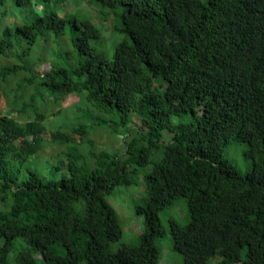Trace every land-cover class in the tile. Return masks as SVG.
<instances>
[{"label":"trees","instance_id":"16d2710c","mask_svg":"<svg viewBox=\"0 0 264 264\" xmlns=\"http://www.w3.org/2000/svg\"><path fill=\"white\" fill-rule=\"evenodd\" d=\"M33 1L0 0L28 12L24 22L0 13V54L12 58L0 67V90L18 84L11 94L23 93L17 118L0 107V200L9 203L0 211V264H161L159 212L178 199L188 222L173 219L170 231L185 264H264V0H86L104 20H121L126 37L112 58L93 44L103 28L69 9L82 0L62 10ZM69 28L76 54L67 67L48 44ZM38 43L50 58L44 73L30 60ZM44 92L75 95L109 114L94 124L122 127L124 148L87 155L70 143L69 174L60 180L26 166L41 149ZM29 113L33 120L22 122ZM69 130L84 137L89 127ZM233 139L249 146L254 166L246 174L223 158ZM149 164L137 206L145 217L140 242L111 251L122 229L106 194Z\"/></svg>","mask_w":264,"mask_h":264},{"label":"rangeland","instance_id":"374dc122","mask_svg":"<svg viewBox=\"0 0 264 264\" xmlns=\"http://www.w3.org/2000/svg\"><path fill=\"white\" fill-rule=\"evenodd\" d=\"M41 2V0H34V3ZM69 1L67 0H52L51 5L62 10ZM69 9L81 16L90 17L96 22L98 26L103 28V37L99 41H93V44L98 48L104 50L109 57L112 58L115 45L122 41L126 35L120 31L121 20L113 14L106 17L99 14L100 7L94 3L89 4L86 0L79 2H70ZM7 11V17L12 22H24L28 19V12L18 8H11L10 4H0V13ZM32 18V17H31ZM30 18V19H31ZM32 20V19H31ZM49 53H52V59L62 54L60 60H56L61 65L70 67L75 62V47L72 42L71 29L61 39L54 37L48 44ZM44 43H38L34 46L33 54L30 60L37 61L36 70L44 73L49 68V54H44ZM41 58L38 61V57ZM51 59V60H52ZM12 58L5 57L0 54V67L9 65ZM15 82V81H14ZM13 82V83H14ZM13 83L5 85L7 88ZM24 88L30 89L31 92L38 91L35 86H26ZM18 84L8 90L1 89L0 93V107L2 114H7L10 117L17 118L18 106L21 102L23 93L19 92L17 95L11 94V91L16 92ZM39 93L38 112L46 115L45 121L42 125L45 128L43 138L41 141V149L36 157L30 159L26 166L38 171L42 177L47 180H60L64 175L69 174L67 166V157L64 155L65 151L70 149V143H75L83 152L90 155L91 149H107L113 152H121L124 148L125 137L121 133H125L120 126L106 123L105 125L96 126L95 120L110 119V115L96 109L89 102L83 101L75 96L69 95L65 99H51V96L44 92ZM33 120V114L29 113L21 117L22 122ZM85 125L89 127L88 136H80L79 134H71L69 130L74 125ZM133 126H141V120L134 117ZM61 130L64 134H68L72 138L65 141L60 136L54 137L53 132ZM129 135V134H127ZM165 141H170L172 136L169 132L165 133ZM63 139V140H62ZM223 158L225 161L235 166L239 172L246 174L254 166V160L249 155V146L247 143L232 140L223 150ZM88 164L94 166V161H87ZM152 164L146 168L139 169L135 182L131 185H118L110 193L106 194L107 202L115 208L118 216V221L122 229V236L110 243L109 249L111 251L118 250L123 244L138 245L140 236L145 230V217L142 213L137 211V206L143 202L146 195L144 175L152 170ZM25 176L22 173L21 178ZM9 204V203H8ZM8 204L0 200V211L6 209ZM80 204V203H79ZM160 220L163 229V235L155 239L161 254V264H185V257L182 252L174 248L173 236L170 231L171 220H177L181 223L188 222V208L184 199H178L174 204L167 206L159 212ZM14 253H12L13 256ZM217 260L211 262L216 264ZM79 264H86L81 261ZM242 264V263H238Z\"/></svg>","mask_w":264,"mask_h":264}]
</instances>
